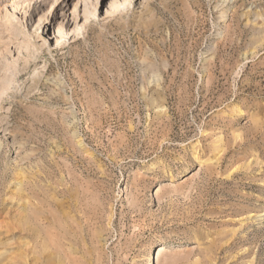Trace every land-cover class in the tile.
Returning a JSON list of instances; mask_svg holds the SVG:
<instances>
[{
  "label": "rangeland",
  "instance_id": "obj_1",
  "mask_svg": "<svg viewBox=\"0 0 264 264\" xmlns=\"http://www.w3.org/2000/svg\"><path fill=\"white\" fill-rule=\"evenodd\" d=\"M0 264H264V0H0Z\"/></svg>",
  "mask_w": 264,
  "mask_h": 264
},
{
  "label": "bare ground",
  "instance_id": "obj_2",
  "mask_svg": "<svg viewBox=\"0 0 264 264\" xmlns=\"http://www.w3.org/2000/svg\"><path fill=\"white\" fill-rule=\"evenodd\" d=\"M18 185H20V184L18 183ZM161 250H164L163 247H160L159 252H161Z\"/></svg>",
  "mask_w": 264,
  "mask_h": 264
}]
</instances>
